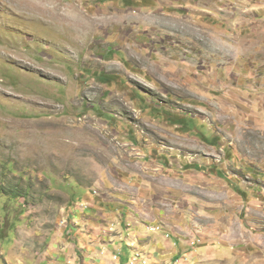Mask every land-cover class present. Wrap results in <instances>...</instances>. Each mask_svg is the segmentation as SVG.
Listing matches in <instances>:
<instances>
[{
	"label": "rangeland",
	"instance_id": "rangeland-1",
	"mask_svg": "<svg viewBox=\"0 0 264 264\" xmlns=\"http://www.w3.org/2000/svg\"><path fill=\"white\" fill-rule=\"evenodd\" d=\"M103 248L264 264V0H0V264Z\"/></svg>",
	"mask_w": 264,
	"mask_h": 264
},
{
	"label": "crops",
	"instance_id": "crops-1",
	"mask_svg": "<svg viewBox=\"0 0 264 264\" xmlns=\"http://www.w3.org/2000/svg\"><path fill=\"white\" fill-rule=\"evenodd\" d=\"M104 239L107 240V238H104ZM163 243H165V244H167L169 246V243H167V240H164ZM103 245H106V242H105V244H103L102 242H100V247H103ZM125 245H126V243H125ZM125 245L123 246V244H121L120 247L123 248V247H125ZM170 245H171V243H170ZM161 247H162V245L161 246H158L157 245L156 246V250L158 252H160L161 251ZM100 249H92V251L85 252L84 254L87 257L85 256L86 259H85V263L84 264H91L92 262H93V264H125L126 257L123 256L122 253L120 254L119 251L118 252H115L114 253L115 256H113L112 255L113 252L109 251L110 248H103V250H101V251H100ZM114 250H117V249H114ZM130 250L131 249H129V250L127 249L125 252H127L129 254ZM133 253H131V254H133ZM116 254H118L119 259L117 261H114L113 260V257H116L117 256ZM157 258L161 260L160 256L157 257ZM61 264H62V262H61Z\"/></svg>",
	"mask_w": 264,
	"mask_h": 264
},
{
	"label": "bare ground",
	"instance_id": "bare-ground-1",
	"mask_svg": "<svg viewBox=\"0 0 264 264\" xmlns=\"http://www.w3.org/2000/svg\"><path fill=\"white\" fill-rule=\"evenodd\" d=\"M95 17H96V16H95ZM105 19H106V15H105ZM106 20H107V19H106ZM90 21H91V20H90ZM91 22H92V21H91ZM93 22H96V21L93 20ZM88 23H89V22H88ZM67 132H68V131H67ZM44 134H45V133H44ZM58 135H59V134H58ZM48 138H49V137H48ZM58 140H59V139H58Z\"/></svg>",
	"mask_w": 264,
	"mask_h": 264
}]
</instances>
